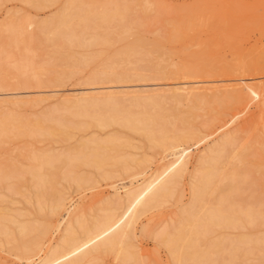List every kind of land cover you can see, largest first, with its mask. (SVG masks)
<instances>
[{"label": "rangeland", "instance_id": "1", "mask_svg": "<svg viewBox=\"0 0 264 264\" xmlns=\"http://www.w3.org/2000/svg\"><path fill=\"white\" fill-rule=\"evenodd\" d=\"M67 11L71 12L73 18L69 23L70 30L78 29L76 32L80 34V39L86 43L89 40V43L67 44L68 40L62 36L69 29L67 33L65 28L61 29L65 33L58 35L53 19ZM20 21L25 24L27 36H31L28 43L22 41L26 46L24 48L22 42L18 43L20 45L11 42L15 45L13 46L7 41L11 23L20 24ZM42 23L46 26L41 30ZM0 24V46L2 48L4 43L2 49L8 51L1 52L0 48L1 56L4 54V57L11 56L15 60L0 59V76L4 77L6 85L0 89V117H11V122L21 128H31L32 125V128L62 127L66 131L63 134L65 132H60L62 129L57 131L56 128L55 133L49 136L27 133L13 136L9 133L1 137L6 143L0 146V214L3 215H0V264H28L33 256V259L43 257L52 244H59V238L65 233L67 225L81 233L80 224L90 225L100 219L108 208L114 206L120 212L124 207L125 189L136 188L162 163L174 158V154L170 153L171 149L162 151L150 147L144 131L130 130L118 122L95 125L89 122L88 115L81 114L78 110L90 113L91 108L94 110V107L99 106L98 102L103 104L113 100L118 102L120 108L136 111L143 103H135V100L144 99V95L148 93L158 95L165 92L168 87H173L174 81H186L189 85L198 86V91L212 86L208 91L210 100L200 104L197 102V107L187 100L177 105L180 111L188 113L187 126L197 134L196 138L183 145L188 147L189 152L186 168L163 201L142 209L134 217L130 227L125 228L126 235L122 237L121 243L114 244L111 248H101L102 252L91 251L79 261L80 264H176L168 253V246L160 242V233L163 236L164 233L171 232L175 223L179 224L180 221L176 220L183 215L182 210L185 212L189 208L199 156L229 137H233L238 145L242 142L245 130L258 129L256 125L264 117V91L261 93L259 90L258 95L253 96L246 105L229 107L226 102L219 100L222 88H238L246 82L264 85V0H0ZM22 48L24 52L28 49L26 57ZM12 50L17 51L15 53ZM20 55L30 59L28 61L22 58L26 64L32 61L36 66L37 79L27 77L26 81L29 83L24 85L26 87L23 84L7 85L6 81L13 83L17 79L18 75L14 74L17 71L13 68L21 64L16 61ZM167 63L170 67L184 65L185 77H154V68ZM152 66L154 67L151 68ZM234 66L242 67L241 73L234 72L231 69ZM69 70L73 71L72 74L65 77ZM140 72L144 74V78L137 75ZM60 77H63L62 81L58 82L56 79ZM21 78L18 76V80ZM77 97H81L80 104L85 102L86 105H79ZM108 97L112 99L108 100ZM90 103L98 105L92 107ZM161 105L164 108L175 106L169 100ZM95 110L103 118L107 117L105 108ZM91 139H113L120 142L115 152L110 150L112 158L107 160L102 169L81 160H71L73 154L81 150L79 146ZM31 152L44 156H64L63 162L59 159V163H53L56 168L47 165L54 176H50L51 171L44 168L49 170L50 181L42 188L39 196L35 190L36 178L32 176L33 179H30L29 174H25L31 168L30 165L33 168L36 164L30 159ZM248 152L251 156L247 158L260 161L254 150ZM122 156L146 159L145 171L136 175L121 173L117 160ZM65 159L74 164L67 167ZM229 161L233 162V159L230 158ZM21 168L23 171L19 170ZM14 172H20L22 176ZM259 173L254 170L248 175L256 178L254 188L258 187V178L261 176ZM17 177L20 179L17 180ZM253 186L247 189L242 185L240 190L245 189V192L241 197L244 198L246 192L248 195ZM242 192L234 195L240 196ZM54 197L62 202V207L55 212L51 210ZM65 210L68 211L67 214H64ZM63 216L64 220L58 229L55 227L57 219ZM8 218L13 219L12 222ZM73 220H78L75 225ZM18 224L29 227L48 226L42 239V247L28 257L11 249L8 243L18 235ZM262 228L264 226L259 229ZM260 230L255 233L260 234ZM247 231L245 228L226 227L214 234L216 236L223 233L232 237L238 232ZM253 231L252 229L251 232ZM126 251L131 252L134 257L128 259ZM123 254L127 259L123 258ZM239 260L241 264H259L254 253Z\"/></svg>", "mask_w": 264, "mask_h": 264}, {"label": "bare ground", "instance_id": "2", "mask_svg": "<svg viewBox=\"0 0 264 264\" xmlns=\"http://www.w3.org/2000/svg\"><path fill=\"white\" fill-rule=\"evenodd\" d=\"M85 12H87V9L85 10ZM72 19L73 18L71 16V12L68 11L63 13L61 12L57 17L53 19L55 22L54 24L55 29L57 30L58 35L59 34L61 35L62 33L64 34L69 29L68 33L66 32L67 34L66 35L64 34L65 36L61 35L62 38H66L68 40L67 44L72 45L76 42V44L78 45L79 44L85 45L89 43V40L86 43L85 41H82V38L80 39V34L76 32L78 29L75 30L71 28L70 30L69 23H71L70 21ZM22 21L19 22L20 24H18V22L17 23L15 22V24L12 22L11 26L8 28L10 32L9 33L7 32L8 33L7 36L9 37L7 38L9 40L7 41H10V43L13 42L15 45L16 44L20 45L18 43L22 41L27 42L31 37V36L30 37L27 36L28 34L25 31L27 29H24L25 24H23ZM21 22L24 27L21 25ZM45 26L46 25H43L42 23L41 30ZM61 29H64L65 32H63ZM24 42H22L23 48L26 47L24 46ZM0 43H1V39H0ZM6 43L8 44L9 42ZM3 46L4 43L2 44V48ZM2 48H1L2 51L0 50L1 52L5 50ZM23 48L22 51L24 52ZM27 50L26 52H24L23 54L24 56L25 53H27ZM5 51L8 52L7 50ZM16 51L17 50H15L14 52L16 53ZM1 54L2 53H0L1 60L5 58L6 60L12 61L14 59V57L11 56L10 57L12 59H10L9 56L4 57L3 56L4 54L2 55L3 56L2 57ZM19 54H21V52ZM21 55L18 57L19 59L15 58L17 59L16 61L18 63L20 62L21 64L13 62V64H18V66L14 65L17 68L14 67L13 69L17 71V73L14 74H17L19 77L22 78L18 80V76H17L16 81L14 80L15 82L13 83L6 81L7 85L15 84L16 86L17 85L22 86L21 84H23L24 86L27 83H29L26 81L27 77H28L27 79H30L31 76L35 77L37 75V68L33 64V62L31 61V63L26 64L25 63L26 61L24 62L23 60L24 59L28 60V59L25 58L26 56L21 57ZM28 57L30 56L28 55ZM166 65L155 67L154 77L163 78V79L164 78L169 79V77L170 78L185 77L184 65H179L175 67H170L168 63ZM154 66H152L151 68H153ZM239 66H242V64H240ZM239 66L237 67L234 66L231 69L234 70V72L238 73V71L242 69V67L240 68ZM5 71L4 73L6 74ZM72 72H73L72 70L67 71L65 73V77L70 76ZM239 73H241V71ZM137 75L140 76L141 78L145 77L143 76L144 74L141 72L138 73ZM14 77L16 78V75H14ZM1 78H0V89L2 88V86H6L4 85L5 84V79H3L4 77L2 78V80ZM62 78L60 77L59 79L56 80L60 82L62 81ZM12 79H13V75H12ZM35 79L37 78L35 77ZM8 80H10V78H8ZM39 82L40 80L38 81V83ZM174 82H173V87H168L165 92L159 93L158 94L159 96L148 93L144 95V99L135 100L134 101L135 103H140V101L141 103H143L140 104L141 105L140 108H138V110L136 111H131L128 108L126 109L120 108L118 102L111 100L112 98L110 97H108L110 98L108 100L111 101H105L103 104H101V102H98L99 106H96V108L94 106L98 104L90 103L92 107H94V110L97 108H102V109L105 108L107 110L106 118H103L102 115H98L96 110L94 111L93 108H91L92 112L90 113L83 112L84 111L83 109H82L83 111L78 110L81 112V114L88 115L90 117L89 122L95 125H105V124H112L118 122V123H123V125L126 128H129L130 130L144 131L149 140L150 147L162 151L171 149L170 153L174 154V158L172 160L162 163L155 171L151 172L148 176H146L143 179V181L139 183L138 186L136 185L137 186L136 188L130 190L128 188L125 189V191L123 192L124 207L120 212H117L116 211L117 209L114 206L108 208L100 219H96V221L92 222L90 225L85 226L83 224L84 226H82L80 224L81 233H78L77 230L73 229L72 226L67 225V227L64 228L65 233H63L59 238L60 243L58 244V242H56V244L54 243L52 244V246L50 245L51 247L46 253L44 252L45 255L43 257L36 258L38 260L33 259L35 256H33V258L31 257L32 260L29 261L28 264H77L84 255H87V253H90L91 251H95V250L101 251V248H111V246H113L114 244L121 243L122 237L126 235L125 228L130 227V225L134 220V217L138 213H140L142 209L147 207L149 208L153 205L158 204L159 202L163 201V198H165V196H167L170 193V189L172 188L173 184L176 182V179L179 176H181L182 172L187 166V159L189 152H188V147H183V145L188 141L197 137L196 132L191 127L187 126V124L189 125L187 119L188 113L185 110L180 111L177 105L181 104L182 101L184 100L192 102L194 106L198 105L197 102L200 104L204 101L210 100L211 96L209 97L208 91H209V87H212L210 85L208 87H205L204 90L198 91L197 90L198 86L189 85L188 84L189 82L186 81H180L175 83ZM259 90L262 93V91H264V85L259 86L256 83L253 84L246 82V84H243L238 88H235V86L225 87L221 89L222 95L219 96L220 98L219 100L222 102H226V105L229 107H233L240 104L246 105L251 101L253 96L258 95L257 93ZM80 98L81 97H79L77 100H79ZM167 100L174 102L175 106H172L171 108H164L161 104H163V102H167ZM77 103L79 105L85 104V102L80 104V100ZM169 118H172L173 120H170ZM11 121H12L11 117L10 118L3 117L0 119V146L4 142L6 143V141L1 137L4 135L6 136V134L9 133H11L13 136L14 135L16 136L18 134H26V133L27 135L39 134V135L49 136V135H53L55 133L56 128H58V127H56L55 129L43 128V127L32 128V125L31 128L30 127L21 128V126H18ZM258 124L259 125L258 126L256 125V127L259 128L254 131L252 129L251 131L250 129H248L249 131H246L247 129L245 130V135L241 140L242 142H240L238 145H236V140L233 137H229L223 139L222 142H219L215 146L209 148L207 153L199 156L197 175L196 178L194 179L195 181L191 186V202L188 205L189 208L185 212L183 211L184 209L182 210V212L180 211L181 213H183V215L182 216L180 215L181 218L179 217H178L179 219L177 218L176 221L178 222L179 220L180 222L179 224L177 223V225L175 223L176 228L173 226L175 230L173 229L171 230V232H168L166 234L163 232L164 233L163 236L162 233H160L162 237V238L160 237L161 240L160 242H163L164 245L166 244L168 246L169 248L168 253H170V256H172L171 258L174 259V263L176 264H230V263L241 264V262L240 263L238 262L239 259L245 258L250 253H254L256 255V259L258 260L259 264H264V232H262L264 228L260 230L261 227L264 226V117H262L259 120ZM256 127H254V129ZM59 129H62V127L58 128L57 131ZM62 131L65 133H63ZM60 132L66 134V131H64V129H62ZM118 143L120 142H117L113 139H108V140L91 139L87 142H83L82 145L79 146V148L81 147V150L73 154V159L71 160H76V161L81 160L82 162L91 164L92 166L95 165L97 168L102 169L103 165L107 163V160L112 158V155L109 153L110 150L115 152L117 150V147L119 146ZM248 150L249 151L254 150L255 151L254 153H256L260 157V161L257 158L258 156H256V158L259 162H255L253 159L247 158L251 156L250 155L251 153L249 152L247 153ZM63 157H64L63 155L58 157V156H54L53 154H49L48 156L36 155L34 152H31L30 159L34 161L36 164L33 168H32L33 165H30L31 168L30 169L28 168L29 173L25 172V174L26 175L29 174V177H31L30 179L36 178L34 179V181L36 180L37 189L35 190L37 196H39V194L42 192L41 191L42 188H44V186L50 181L49 177L53 175V172L50 170L51 168H53V166L55 167L56 165L53 163H56V161L59 159L61 162H63L62 161L64 160ZM65 158L67 157L65 156ZM230 158L233 159V162L229 161ZM65 161H67L66 163H68L69 160L65 159ZM146 162H147L146 159L144 160L134 157L132 158L129 156H122L117 160V163L120 165L121 168L120 169L121 173L129 174V175L141 174L143 171H145L144 165L146 164ZM57 163H59V161H57ZM66 163H63V165H66ZM69 164H74V163L69 162L67 164V167ZM111 164L113 163L111 162ZM47 165L52 167L48 168ZM247 165H249L250 167L249 166L247 167ZM45 167L49 169L52 173L49 172V170H45L44 169ZM15 170L18 171L17 168H15ZM19 170H22V168ZM24 170L27 171L26 169ZM254 170L259 171L261 173V174L259 173L261 176L258 175L259 181L257 188H254L253 186L254 184L253 182L256 180V178H251L252 176H248L249 173ZM17 175L22 176L20 175V172H18ZM16 179L18 180L20 179V177H17ZM242 185H244V187L247 189L253 186V190L251 189L248 195L246 192L245 194L247 196L245 195L246 197L244 196V198L241 197L242 196L241 194L245 192V189L244 191L240 190ZM239 191L240 192L243 191V192L240 193V196L239 194H235L236 196H239L236 197L234 193H239ZM116 193L117 192H115V194ZM54 199L55 202L52 205L51 210L55 212L57 209L59 210V208L62 207V202L57 197H54ZM37 208L40 210L41 207L40 208L37 207ZM65 211L66 212L64 214H67L68 211L67 210ZM9 220L11 221L13 219H9ZM57 220L58 221L55 226L56 228H58L60 223L64 220V216ZM77 221L78 220H76V222ZM76 222H74V225ZM16 227H17L18 235L15 236L12 241L10 242L8 241V243H10L9 245L11 249H15L21 254L28 257L33 252L35 251L37 252V250H39L40 247H42L41 246V244H43L42 239L46 235L48 230L47 225L39 226V227L37 226L29 227L25 224H18ZM226 227L238 228V229L245 228L248 229V231L240 232V233L238 232V234L236 233V235L232 237L225 236L223 233H218L215 236L214 234L215 231H219L222 228H226ZM249 229L251 230L249 231ZM252 229L254 230L253 232H251ZM256 230H260L261 232L258 231L260 232V234L255 233ZM3 233L5 234V231ZM210 233H212L211 237H210ZM251 233L254 234L251 235ZM249 244H251V246H248ZM126 252L128 253L125 255L129 254V256H127L128 259L129 258L132 259L134 257V255L131 253L132 250L131 252L129 251ZM125 255L123 254V258Z\"/></svg>", "mask_w": 264, "mask_h": 264}]
</instances>
